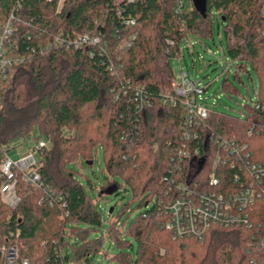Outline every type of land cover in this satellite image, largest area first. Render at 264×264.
<instances>
[{
	"label": "trees",
	"instance_id": "obj_1",
	"mask_svg": "<svg viewBox=\"0 0 264 264\" xmlns=\"http://www.w3.org/2000/svg\"><path fill=\"white\" fill-rule=\"evenodd\" d=\"M176 5L177 0H63L60 5L57 0H0V29L12 11L15 16L9 55L27 57L0 76V161L11 142L28 137L36 126L48 142L39 150L38 171L63 197L54 205H40V191L18 179L20 204L15 209L0 204L1 229H20L14 241L32 264H94L105 240L90 236L103 226L97 202L121 188L131 198L119 214L137 200L146 210L128 223L126 233L135 238V250L111 256L113 264H264L262 201L250 208L251 226L215 225L202 240L174 238L165 227L164 203H159L169 178L180 174L182 179L191 168L185 160L176 171L170 160L181 145L184 114L170 100L176 79L171 59L180 57L185 40L212 36L216 20L229 58L237 64L233 76L242 72L252 79L250 64L260 81L255 98L264 102V0H207L206 17L192 4H184L179 13ZM131 20L135 23L128 24ZM60 31L72 37L97 33L106 52L96 45H70L41 53L39 46ZM139 87L149 102L145 111L136 108ZM222 88L235 91L227 77ZM245 107V113L260 115ZM206 121L191 147L207 154L208 166L212 133L242 138L253 162L264 159V135L248 136V119L212 110ZM99 149L104 183L97 187L88 178L87 186L74 165L92 166ZM225 172L227 181L205 189L228 187L232 170ZM206 173L195 180L205 181ZM118 223L117 218L109 224L106 236L130 247L133 241L121 238Z\"/></svg>",
	"mask_w": 264,
	"mask_h": 264
},
{
	"label": "built area",
	"instance_id": "obj_2",
	"mask_svg": "<svg viewBox=\"0 0 264 264\" xmlns=\"http://www.w3.org/2000/svg\"><path fill=\"white\" fill-rule=\"evenodd\" d=\"M57 1L60 5L63 0ZM184 4L183 0H177L176 12L179 13ZM14 18L12 11L0 29V76L6 75L11 66L22 64L27 60L26 55H9L7 43L13 33ZM127 23L135 22L131 20ZM261 34L264 36V29ZM46 43L39 46L41 53L48 48L70 45L75 48L96 45L100 53H105L107 49L101 36L92 32H84L72 37L69 33L64 34L60 31L53 34ZM126 45L130 46L131 43L127 42ZM173 87L175 97H170V100L173 105L180 104L184 108V114L180 135L181 145L175 147V154L170 159L171 165L174 170L180 171L181 163L189 160L191 168L190 174L182 179L180 174L172 175L168 180L164 198L159 199V203H164L163 211L167 215L166 229L174 238L193 236L202 240L206 231L215 225L230 227L247 224L251 226L250 208L257 201L264 203V159L253 162L249 144L244 139L212 133L209 152H207L209 159L212 157V160L208 166L207 154L199 147H191L192 140L198 137L197 129L207 123L206 120L212 111L203 102L202 92L205 87H199L197 80H190L186 72L181 73L180 81L175 79ZM135 96L137 110L145 111L149 102L144 96L143 89L140 87L136 89ZM244 106L260 114L253 115L247 108L248 113L240 117L249 120L246 134L248 136L264 135V102L257 101L255 98L253 104ZM35 142L33 146L28 147L27 153L18 158L7 156L6 152L9 149H5L0 161V204L4 203L12 209L20 204V195L16 186L18 179L33 185L40 191V205L44 203L54 205L63 200L62 196H57L51 186L44 182L38 171L41 164L39 150L48 145V142L44 139H38ZM202 157L205 158V165L197 175L193 176ZM227 168L232 170L231 183L228 187L224 190L219 188L206 190V186L217 188L225 180L227 181L225 174ZM205 171H207L206 180L196 181L195 178ZM19 234L20 229L3 231L0 222V264H32L27 256L22 255L19 245L14 241Z\"/></svg>",
	"mask_w": 264,
	"mask_h": 264
},
{
	"label": "rangeland",
	"instance_id": "obj_3",
	"mask_svg": "<svg viewBox=\"0 0 264 264\" xmlns=\"http://www.w3.org/2000/svg\"><path fill=\"white\" fill-rule=\"evenodd\" d=\"M185 4H192V0H183ZM193 5V4H192ZM212 36L203 39H188L181 45V55L177 58L171 59L176 80L180 81L181 73L186 72L190 80L198 82L199 87L204 88L202 92L203 102L210 107V109L221 114H228L236 117H242L246 112L245 104H253L256 91L259 88V78L256 76L253 68L249 64V70L252 79L247 73L239 72V77L233 76L237 64L231 62L227 50V40L223 31H218L216 20L213 21ZM227 77L235 87V91L222 88L224 78ZM33 132L26 138H19L11 142L6 149L7 156L11 158H18L28 152V147L33 146L38 139L47 140L46 137L39 133L36 126L33 127ZM75 169L80 173L77 174L82 183L88 186V178L100 187L104 183V159L102 151L99 149L96 154L95 162L92 166L83 163L82 166L74 165ZM91 191V190H90ZM106 197H101L98 202V208L104 212L102 228L98 231H93L90 236L92 238L105 237L101 251L94 255V264H113L110 257L117 256L121 250L126 252H133L136 248L137 242L135 238H130L126 231L128 223L140 212L146 210L145 205L138 207L139 200L132 201L129 206H125V212L119 214L122 207L131 198L130 193L125 192L121 188L118 192H109L105 194ZM110 208L113 212L110 213ZM119 219L118 227L122 230L121 238L123 240H132L130 247H122L114 242V240L107 237L109 224ZM127 219V223L122 225L123 220ZM103 252L107 253L104 254Z\"/></svg>",
	"mask_w": 264,
	"mask_h": 264
},
{
	"label": "water",
	"instance_id": "obj_4",
	"mask_svg": "<svg viewBox=\"0 0 264 264\" xmlns=\"http://www.w3.org/2000/svg\"><path fill=\"white\" fill-rule=\"evenodd\" d=\"M193 7L196 8L198 12H200L204 17L207 15V0H192ZM205 162V158L202 157L199 161V167L194 171L193 176L197 175L199 171L203 168ZM91 163V162H90ZM114 210L110 208V213Z\"/></svg>",
	"mask_w": 264,
	"mask_h": 264
}]
</instances>
